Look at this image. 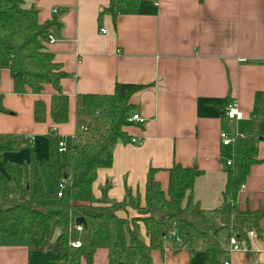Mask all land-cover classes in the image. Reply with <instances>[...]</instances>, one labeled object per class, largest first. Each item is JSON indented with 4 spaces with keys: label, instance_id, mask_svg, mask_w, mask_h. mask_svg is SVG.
I'll use <instances>...</instances> for the list:
<instances>
[{
    "label": "crops",
    "instance_id": "1",
    "mask_svg": "<svg viewBox=\"0 0 264 264\" xmlns=\"http://www.w3.org/2000/svg\"><path fill=\"white\" fill-rule=\"evenodd\" d=\"M32 5L39 24L57 16L58 25L50 30L56 42L46 49L67 74L60 86L68 97V119L60 125L51 121V86L37 95H17L9 72L2 70L0 95L8 113L0 114V135L22 140L17 152L2 156L0 172L3 163L28 164L30 154L46 161L47 136L67 148L78 95H111L116 84H130L143 87L129 103L144 123H132L124 132L139 143H116L112 166L97 171L95 199L109 186L112 202H121L125 189L142 200L149 169L156 170L155 180L165 192L166 171L176 164L201 171L194 180L193 202L203 211L219 208L226 162L233 159V143L220 144L223 132L257 142V162L236 195L238 209L256 210L264 204V0H143L136 10L119 12L115 19L101 14L109 0H24L25 9ZM54 9L58 14H52ZM36 101L45 105L43 123L33 119ZM231 104L242 113L241 120L227 119ZM9 227L0 235V264H59L52 258L55 243L48 242L49 252L36 251L29 237ZM259 232L240 240L242 250L230 252L226 243V262L264 264V218ZM186 234L185 227L177 226L164 239L163 251L151 254L152 264H204L202 251L182 249ZM91 264H109L107 252L97 250Z\"/></svg>",
    "mask_w": 264,
    "mask_h": 264
},
{
    "label": "trees",
    "instance_id": "2",
    "mask_svg": "<svg viewBox=\"0 0 264 264\" xmlns=\"http://www.w3.org/2000/svg\"><path fill=\"white\" fill-rule=\"evenodd\" d=\"M141 1L109 0L101 14L115 19L119 12L136 10ZM37 15L34 5L24 8V0H0V72H9L17 95H37L45 85L51 86L54 93L49 117L55 125H60L68 119V97L60 86L67 74L46 49V36L58 25L57 16L39 24ZM142 88L116 84L111 95H78L75 130L65 152H58L59 139L50 135L46 161L38 162L30 154L28 164H2L0 235L12 224L16 235L31 239L34 250L44 248L49 252L46 246L53 231L60 230L55 242L58 250L52 252V258L59 264L81 261L91 264L97 250L107 252L109 264H152L151 254L163 251L164 239L177 226L187 230L181 245L183 250L202 251L204 264H223L228 260L225 244L232 236L245 240L249 231L259 235L264 204L256 210H239L235 202L250 167L257 162V142L250 136L237 137L233 142V159L225 170L224 200L213 211L201 210L192 199L194 180L201 171L176 164L166 171L165 192L155 180L156 170L149 169L142 200L125 189L123 200L112 202L107 197L109 186L101 188L100 197L94 198L92 185L97 171L112 166L117 142L130 143L124 132L132 124L127 120L134 115L129 98ZM6 113L0 95V114ZM45 118V105L36 101L34 121L43 123ZM21 140L15 135H0V164L4 154L19 150ZM64 155L67 163L62 161ZM41 171L46 173L53 191L45 190ZM59 185L63 186L62 190ZM128 209L136 215L127 216ZM78 217L84 221L81 234L72 228ZM77 238L81 245L74 249L69 242Z\"/></svg>",
    "mask_w": 264,
    "mask_h": 264
},
{
    "label": "built area",
    "instance_id": "3",
    "mask_svg": "<svg viewBox=\"0 0 264 264\" xmlns=\"http://www.w3.org/2000/svg\"><path fill=\"white\" fill-rule=\"evenodd\" d=\"M57 13H58L57 9L52 10V14L53 15H56ZM100 32L102 34L105 33L104 30H101ZM55 42H56V39L49 32L48 35L46 36V44L47 45H52ZM226 117L229 120H241L242 119V113L239 112L236 104H231L230 106H228V108L226 110ZM127 122L128 123H137L139 125H142L144 123V121L138 115H132L127 120ZM219 138H220V144H221L222 147H230L231 144L234 142V140L237 138V136L232 138V137H230V136H228V135H226L225 133L222 132V133H220ZM130 143L131 144H138L139 142L137 140H135V139H130ZM65 150H66V145L63 142L59 141L58 142V152L63 153V152H65ZM230 163H231V161L226 162V166H230L231 165ZM59 188H60V190H62L63 186L59 185ZM57 196L61 197V191L57 194ZM76 219L74 220L72 228H73V230L75 232H77L78 234H81L82 233V226L75 224ZM253 234H255L254 231H249V232L246 233L247 236H251ZM69 245H70V247H72L74 249H77V248L80 247L81 241H80L79 238H77L76 240H71L69 242ZM229 247H230V249H229L230 252L231 251H238V250L244 249L245 243L241 242L240 240H238L235 236H232L229 239ZM60 264H62V263H60ZM223 264H228V262H224Z\"/></svg>",
    "mask_w": 264,
    "mask_h": 264
},
{
    "label": "rangeland",
    "instance_id": "4",
    "mask_svg": "<svg viewBox=\"0 0 264 264\" xmlns=\"http://www.w3.org/2000/svg\"><path fill=\"white\" fill-rule=\"evenodd\" d=\"M62 161H64V162L67 163V158H66L65 155L62 156ZM41 178H42V182H43V185H44L45 190L46 191H51L53 187H52L50 181L48 180V177H47V175H46V173L44 171H42ZM128 211H127L128 212L127 213V216H135L136 215L133 210L128 209ZM9 226H10L9 228H13L12 224H10Z\"/></svg>",
    "mask_w": 264,
    "mask_h": 264
},
{
    "label": "water",
    "instance_id": "5",
    "mask_svg": "<svg viewBox=\"0 0 264 264\" xmlns=\"http://www.w3.org/2000/svg\"><path fill=\"white\" fill-rule=\"evenodd\" d=\"M83 222L84 221H83L82 218H77L76 221H75V224L76 225H82ZM60 235H61L60 230H55L53 235H52V237H51L50 244L55 243L59 239ZM119 264H122V263H119Z\"/></svg>",
    "mask_w": 264,
    "mask_h": 264
}]
</instances>
